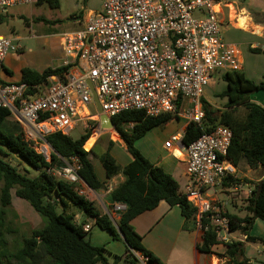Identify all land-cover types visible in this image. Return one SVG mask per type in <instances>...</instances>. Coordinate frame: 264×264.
Masks as SVG:
<instances>
[{"label":"built area","instance_id":"2783aa9c","mask_svg":"<svg viewBox=\"0 0 264 264\" xmlns=\"http://www.w3.org/2000/svg\"><path fill=\"white\" fill-rule=\"evenodd\" d=\"M33 1L0 0V69L8 52L19 49L2 33V18L11 6ZM221 1L102 0L100 8L86 13L81 28L61 35L66 66L62 74L48 76L32 93L25 82L0 85V106L9 109L24 139L47 161L53 151L47 135H70L79 124L101 129L98 114L111 119L122 111L140 109L156 116L185 107L187 121L200 123L205 87L215 75L240 67L235 47L222 38ZM182 135V130L177 131L164 141L165 148L177 146L181 152L178 159L184 162L187 177L181 192L195 208L199 224L208 220L217 240L229 242L232 232L223 214L226 203L217 189L240 186L222 185L238 173V166L227 157L232 132L217 125L188 145ZM79 168L77 157L70 156L55 170L82 194L85 182ZM112 207L120 211L125 206L114 203ZM83 228L90 227L84 224Z\"/></svg>","mask_w":264,"mask_h":264},{"label":"trees","instance_id":"16d2710c","mask_svg":"<svg viewBox=\"0 0 264 264\" xmlns=\"http://www.w3.org/2000/svg\"><path fill=\"white\" fill-rule=\"evenodd\" d=\"M43 2L52 7L59 5V0H37V3ZM65 69L66 66L63 65L49 66L42 71L23 67L20 81L27 83L30 86L27 92L32 93L48 76L61 75ZM219 78L225 82V87L219 92V96L226 99L223 109L213 108L204 96L201 97V122L187 121L182 142L188 145L202 133L211 132L217 125H224L232 132L227 157L237 166L244 162L250 168L260 167L264 172V107L249 99L251 93L264 90V81L254 82L241 70L221 72ZM178 106L179 104L177 109ZM239 108L244 109L242 116H237ZM111 119L132 157L129 163L121 166L110 153L113 144L111 140L99 155L107 178L118 173L125 177L109 193L112 204L120 203L125 206L118 211L117 220V227L125 238V252L123 257L114 253L113 264H117L120 258L127 261V264H139L138 256L143 257L147 264H163L143 246L141 236L133 228L131 219L155 208L161 200L170 206L178 205L186 219L195 215V208L182 194L173 175L151 162L135 145V141L151 128L164 126L180 117L177 110L150 116L143 110L132 109L122 111ZM90 133V129L86 128L78 138L60 132L47 135L46 140L53 150L47 161L24 139L21 126L11 118L9 109L0 106V204L9 208L11 192L14 190L15 196L27 201L43 222L41 226L31 229L29 235L22 237L14 248H10L4 237V211L0 210V264H109L105 254H112V251L103 244L93 245L89 240L90 228L84 230L85 222H77L75 215L83 212L87 217L94 218V223L100 229L108 230L114 239H122L117 228L107 214L99 212L93 201L77 193L73 184L51 172L53 168L63 166L64 159L76 156L80 164L78 174L85 184L93 190L102 188L103 183L98 179L90 157L91 154H96L92 149H85L90 145L87 140ZM11 157L26 163L38 173L30 176L21 171L13 164ZM245 183L253 185L244 199L245 214L240 216L227 210L223 212L229 220L230 232L245 236L243 241L231 239L224 243L226 248L222 255L233 264H247V259L244 258L245 242H260L264 245V238L250 234L256 218L264 223V174L256 182L238 176L228 177L223 180L222 185L227 188ZM57 208H60V212H57ZM201 223L203 232L199 250L212 253L211 247L219 241L208 220L203 219Z\"/></svg>","mask_w":264,"mask_h":264},{"label":"crops","instance_id":"0c3cea01","mask_svg":"<svg viewBox=\"0 0 264 264\" xmlns=\"http://www.w3.org/2000/svg\"><path fill=\"white\" fill-rule=\"evenodd\" d=\"M84 3H86L87 9H84V11L78 13L71 19V22L74 24L72 28L74 29L71 28L72 30L67 29L62 30L61 33H55L56 35L59 34L58 44L60 50L56 58V60L59 61L58 63H48L42 69H39L24 61L21 58L22 52L20 54L9 52L5 56L3 65L0 69V85L19 82L21 79V69L23 67H30L37 71H42L49 66L55 67L63 65L64 53L60 46L61 35L81 28L86 13L89 10H95L93 6H89L90 0H85ZM101 3L102 0L100 4ZM218 8L222 38L225 42L235 47L240 66L239 70H241L248 79L254 82L264 81V0H222ZM7 13L8 11L4 14L2 23L7 17ZM255 49H259V51H255ZM214 81L223 83V85L221 84L219 86L220 91L225 87V82L219 78V75L213 77L209 83L210 86ZM219 83H217V85ZM212 92H214V90ZM203 96L211 103V99L207 97L205 90ZM222 99L226 101L225 98ZM249 99L264 107V90L260 89L251 93ZM79 125L84 128L82 124ZM185 125L182 131H184ZM157 129L160 130L158 126L151 128L145 135L135 141V145L151 162L162 166L166 171L171 173L177 180L179 189L182 190L184 183L187 181V177L185 174L184 162L180 161L178 159L179 155L175 154V149L179 148L177 146L165 148L164 141L169 137H166L162 141L160 135L155 132L158 131ZM81 133L83 132L81 131ZM173 133L175 132L170 133V135ZM92 135L93 129L87 139L88 142ZM144 140H146L149 146L143 149L141 144L144 145ZM112 141L113 144L110 147L112 156L121 166L129 163L132 157L127 151L125 143L119 137L117 140L113 139ZM96 143L97 140L95 138L94 142H92V144L90 143L88 148L83 147L86 150H93ZM162 151L166 152V154L159 157ZM102 153H100V155ZM90 157L95 173L98 179L103 183V187L99 190H93L86 184H84L83 187L91 196L89 200L93 201L94 195L97 199V203L100 204V202L104 200L106 205L110 208L113 204L109 201V193L122 183L125 177L122 173H118L107 178L105 170L99 160V156H97V161H94L95 156H93V154H91ZM250 170H252V172L257 171L255 175L250 176L251 181L254 182L259 181L264 174L260 167L250 168ZM245 186L247 190L245 196L247 197L249 195L248 191L253 188V185L245 183ZM20 201H24V203L29 205L24 199H20ZM76 217L81 219L80 222L84 221L85 224H90V235L92 234V229L98 230L95 232V234L98 235V239H96L95 235V240L99 242V245L103 244L110 251L122 257L124 256L125 242L122 237V239H114L108 230L100 229L94 223L95 219L87 217L83 212H78ZM258 220L260 219H255L250 229V234L264 238V225L257 224ZM131 224L135 231L141 236L143 246L159 258L163 264H233L229 258L222 255L226 246L221 242L211 247L212 253H205L199 250L203 232L201 224H199L196 215L188 219L183 217L178 205L170 206L166 201L161 200L155 208L146 210L131 219ZM231 238L243 241L245 236L239 233H232ZM244 258L247 259V264H264V245L260 242H245Z\"/></svg>","mask_w":264,"mask_h":264},{"label":"rangeland","instance_id":"374dc122","mask_svg":"<svg viewBox=\"0 0 264 264\" xmlns=\"http://www.w3.org/2000/svg\"><path fill=\"white\" fill-rule=\"evenodd\" d=\"M101 0H90V7L100 8ZM86 8V3L84 0H59V5L57 7H52L48 3H37V0H34L31 4L15 5L8 9L7 17L4 19V22L1 24L2 33L10 36L12 42L16 44L19 49L16 51H9L13 53L20 54L21 58L26 61L29 65L34 66L35 68L42 69L48 63L56 64L59 61L56 60L59 54V44L58 38L62 30H72L74 26L71 19L78 13L84 11ZM72 28V29H71ZM76 30V29H75ZM8 52V53H9ZM219 81L212 82L211 86L208 84L205 88V94L209 99H211V105L213 108L223 109L225 101L222 97L219 96L220 88L219 86L223 83ZM214 90V92H212ZM91 112H94L92 106H88ZM181 110L177 112V115L180 117L179 120L173 119L171 122L167 123L164 126H158L157 129L158 135L162 138V141L169 137L170 133L181 131L183 126L187 123V119L184 117L186 112ZM243 108H239L237 111V116L243 115ZM86 128H82L81 125L77 126L74 130L70 132L72 138H78L81 134V131L84 132ZM92 133V128H90ZM97 135V136H96ZM115 136L116 138H114ZM118 133L113 129L103 130L93 128V135L90 138V143L94 142L95 138L97 143L93 148L95 155L94 161H97V156L102 153L108 142L113 139L117 140ZM168 139V138H167ZM140 143V142H139ZM141 144L142 148L148 147L149 144L146 143V140ZM159 157L165 155L166 152L162 151ZM180 156V155H179ZM12 158L13 164H15L21 171L26 172L30 176H34L38 171L26 163L17 160L14 157ZM253 169V168H251ZM52 173L56 177H60L58 170L53 169ZM257 171L252 172L250 167L244 162H240L238 166L237 176L240 178H245L251 180L250 176L255 175ZM246 186L243 184L239 186L237 190H227L224 188H218L219 198L223 200L225 204V209L230 213H235L240 216L245 214L243 210L244 199L246 198L245 194ZM12 200L11 206L9 208H4L0 204V210L4 211L3 214V224L4 225V237L10 248H14L21 240L22 237L30 234L31 229L39 227L43 224L41 217L35 212L27 203L20 201L21 198L15 196L14 190H12ZM87 199L91 196L88 194V191L84 189L82 193ZM96 197L93 195V202L96 208L101 214H107L109 219L112 221V224L117 228L118 215L117 211L113 207H108L106 202L103 200L99 203L96 201ZM92 201V200H91ZM57 212H60V208H57ZM78 214V212L76 213ZM77 222H80L81 219L76 217ZM257 224L264 223L258 220ZM90 227V224H88ZM98 230L91 231L89 235V240L94 245H99V242L95 240V232ZM119 232V231H118ZM120 233V232H119ZM98 239V235H96ZM106 247V246H105ZM107 248V247H106ZM108 249V248H107ZM114 252L112 254L106 253L109 264H113L115 261ZM138 255V253H135ZM139 257V264L143 263L145 259L141 256ZM99 264V263H98ZM117 264H127L123 258L117 260Z\"/></svg>","mask_w":264,"mask_h":264},{"label":"water","instance_id":"95a60500","mask_svg":"<svg viewBox=\"0 0 264 264\" xmlns=\"http://www.w3.org/2000/svg\"><path fill=\"white\" fill-rule=\"evenodd\" d=\"M91 90H92V95H93V100L95 102V107L97 112L101 111L100 105H99V101L96 95V92L93 88V86L89 83ZM99 120H100V126L101 128L107 130V129H113L115 132L118 133L117 129L115 128V126L113 125L112 119L106 118L103 114H98ZM118 231L121 234V237L123 238V240L125 241L124 235L123 233L120 231V229L118 228Z\"/></svg>","mask_w":264,"mask_h":264},{"label":"bare ground","instance_id":"6f19581e","mask_svg":"<svg viewBox=\"0 0 264 264\" xmlns=\"http://www.w3.org/2000/svg\"><path fill=\"white\" fill-rule=\"evenodd\" d=\"M175 154H176V155H181L180 150H179V149H175Z\"/></svg>","mask_w":264,"mask_h":264}]
</instances>
